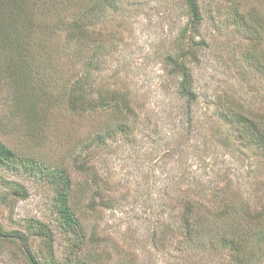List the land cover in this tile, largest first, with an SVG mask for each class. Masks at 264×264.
<instances>
[{
    "label": "rangeland",
    "instance_id": "rangeland-1",
    "mask_svg": "<svg viewBox=\"0 0 264 264\" xmlns=\"http://www.w3.org/2000/svg\"><path fill=\"white\" fill-rule=\"evenodd\" d=\"M232 1L201 0L205 46L193 67L198 100L191 116L166 65L188 30L181 0H127L97 26L96 39L101 33L107 51L95 69L96 90H127L140 108L132 129L115 136L123 121L113 111L75 115L60 100L67 79L83 74L87 51L70 59L58 36L37 31L41 49L31 52L32 81L19 85L15 57L0 52V140L34 163L0 164L5 180L29 192L12 208L0 201V223L10 235L0 241V264H28L29 252L43 258L40 240L27 230L30 219L52 230L58 264H231L223 248H212L210 236L205 249L186 243L180 215L193 187L211 199L229 183L230 192L243 191L256 208L254 198L264 190L263 157L242 146L220 116L227 101L264 115V78L248 63L252 45L230 15L236 5L262 14L264 1ZM32 98L39 100L36 109ZM55 169L70 177V206L84 239L69 232L59 215L48 176ZM198 181L211 184L199 187Z\"/></svg>",
    "mask_w": 264,
    "mask_h": 264
},
{
    "label": "trees",
    "instance_id": "trees-1",
    "mask_svg": "<svg viewBox=\"0 0 264 264\" xmlns=\"http://www.w3.org/2000/svg\"><path fill=\"white\" fill-rule=\"evenodd\" d=\"M126 1L0 0V52L7 58L15 57L11 61L18 67L16 76L19 78L14 83L19 85L21 82L32 81L31 52L41 49L33 34L43 30L52 39L58 36L59 47H62L63 53L70 59L84 51L89 53V58L83 64V74L76 79L71 80V77L63 84L64 99H60L61 102H65L66 108L72 114L81 116L111 110L123 121L112 135L130 131L139 118L140 109L132 93L104 85L96 90L95 78V69L105 62L107 51V42L101 33L98 35L100 38L96 39L95 29L100 23L103 27L106 18L112 13H118ZM181 1L188 17V30L185 29L179 36L178 47L174 54L166 58V65L169 76L179 80L177 95L184 100L186 113L191 116L192 108L198 100L193 67L199 64L200 53L205 46L200 39L204 18L201 0ZM255 1L261 4L259 0ZM230 15L239 32L252 45L246 53L248 63L264 78V13L261 14L253 8L246 13L241 12L239 5H236ZM198 39L200 40L197 41ZM94 48L100 52L99 60L93 57ZM256 50L259 52L255 54ZM14 83L12 82L13 85ZM28 103L30 105V101ZM38 103V98H32L33 109L38 107ZM240 108L242 106L235 102L227 101L220 110V116L242 146L252 147L264 159V115ZM0 164L13 168L34 165L17 157L1 140ZM84 169V165L79 164L78 170ZM48 176L57 189L58 211L64 226L71 233L79 232L84 239L81 234V221L70 206V177L61 169L49 171ZM203 182L198 181L195 184L199 187L211 184ZM229 188V183L219 187L215 191L218 193L213 194L211 199L207 198L204 189L196 192V188H192V193L181 201L180 225L185 231L184 240L196 248L205 249L202 244L210 236L212 248H223L231 264H264V190L254 198L260 204L256 208L252 207L251 198L245 197L243 191L230 192ZM28 197L29 192L22 184L5 180L0 175V201L4 205L12 208ZM27 230L40 240L43 252V258L29 252L28 264H58L52 230L35 219L29 220ZM12 233L20 234L19 231ZM9 237L0 223V241L5 242Z\"/></svg>",
    "mask_w": 264,
    "mask_h": 264
}]
</instances>
